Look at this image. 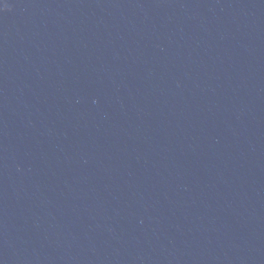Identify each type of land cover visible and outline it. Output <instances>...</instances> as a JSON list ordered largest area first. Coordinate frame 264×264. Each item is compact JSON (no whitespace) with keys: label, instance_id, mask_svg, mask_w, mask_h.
<instances>
[{"label":"water","instance_id":"water-1","mask_svg":"<svg viewBox=\"0 0 264 264\" xmlns=\"http://www.w3.org/2000/svg\"><path fill=\"white\" fill-rule=\"evenodd\" d=\"M0 264H264V0H0Z\"/></svg>","mask_w":264,"mask_h":264}]
</instances>
